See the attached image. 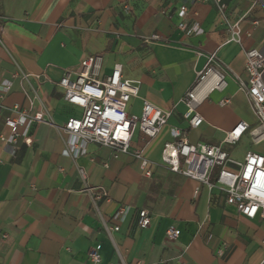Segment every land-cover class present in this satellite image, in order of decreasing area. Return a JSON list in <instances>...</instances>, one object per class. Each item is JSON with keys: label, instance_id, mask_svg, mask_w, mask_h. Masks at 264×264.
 Masks as SVG:
<instances>
[{"label": "crops", "instance_id": "1", "mask_svg": "<svg viewBox=\"0 0 264 264\" xmlns=\"http://www.w3.org/2000/svg\"><path fill=\"white\" fill-rule=\"evenodd\" d=\"M222 2L224 17L212 3L197 0H0V89L10 84L0 91V264H261L264 221L245 218L220 190L160 164L171 128L190 144L218 146L244 122L249 130L224 151L239 163L248 152L264 155V142L255 144L249 134L256 118L238 91V81L246 82L244 52L255 49L264 57V0ZM181 6L187 9L183 20ZM226 21H240L241 45L227 42ZM180 22L186 31L177 28ZM194 27L201 34L189 32ZM153 35L160 42H144ZM210 54L226 85L207 86L196 107L203 122L192 129L182 98ZM90 56L101 57L98 79L119 64L123 79L139 83L129 114L139 115L142 101L171 112L155 138L144 142L136 131L132 139L153 164L150 178L132 156L113 158L97 144H87L75 160L63 156L49 124L29 120L10 141L5 121L14 106L29 116L44 108L56 126L81 116L57 83L78 74ZM25 138L32 140L29 147ZM95 188L108 197L95 199L96 192L87 191ZM142 210L151 218L145 230L137 226ZM170 226L179 231L175 240L165 236ZM93 252L98 262L91 260Z\"/></svg>", "mask_w": 264, "mask_h": 264}, {"label": "built area", "instance_id": "2", "mask_svg": "<svg viewBox=\"0 0 264 264\" xmlns=\"http://www.w3.org/2000/svg\"><path fill=\"white\" fill-rule=\"evenodd\" d=\"M201 3H212L221 17L225 16L226 6L222 0H197ZM125 11L129 10L124 4ZM187 15L184 6L179 8V17L183 20ZM240 21L226 24L228 43L241 45L242 31ZM180 31H186L183 22L177 25ZM189 32L201 34L198 27ZM249 36V33H246ZM145 43L160 42L157 35L144 39ZM245 76L246 82L238 81V91L245 95L250 109L256 118V126L249 131L250 137L255 144L264 142V57L255 49L246 50ZM100 56H90L81 61V71L74 76L65 74L57 83V87L63 94V100L81 110L79 118L71 117L62 126L52 123L51 117L44 108L29 116L25 110L12 108L14 116L5 121L9 129L10 141L15 143L19 137L18 129L27 121L34 123L49 124L54 129L63 144L62 155L72 160L85 153L87 144H97L109 148L113 158L121 154L132 156L139 166L141 174L150 178L153 164L143 158L142 150L133 147L132 139L136 131L142 136L144 142L155 138L160 130L166 125L171 116L170 111H162L147 101H142L139 115L129 114L127 111L129 102L137 97L139 83L122 78V67L114 65L113 70L105 79H98L101 67ZM24 80L28 76L22 75ZM38 79V77L36 76ZM226 85L225 75L217 64L215 55L207 56V64L204 69L197 73L191 88L182 98L186 107L184 119L190 128H198L203 120L196 113V107L202 99L205 89L222 90ZM10 89V84L2 85L0 91L5 93ZM207 89V90H208ZM2 95V94H1ZM1 97V96H0ZM2 107L0 106V112ZM249 130V125L241 122L233 130L226 133L218 146L188 143L180 130L171 128V141L164 144L160 164L170 172L191 179L204 185L208 190L216 188L226 195V204L233 207L236 212L249 220L259 219L264 221V155L248 152L242 162L233 161L224 146H234L241 136ZM2 142L6 140L1 137ZM32 140L25 138L23 143L29 147ZM228 164L236 167L235 171L226 168ZM218 167V173L212 182L213 169ZM95 191V199L108 197L103 188L87 190ZM123 210L117 213L122 216ZM151 218L147 211L138 213L137 226L145 230L150 225ZM114 227L112 231H117ZM110 230H107L110 233ZM110 235V234H109ZM169 240H175L179 231L170 226L165 232ZM264 244V242H263ZM93 262L99 261L96 252L91 254ZM264 264V258L261 262Z\"/></svg>", "mask_w": 264, "mask_h": 264}, {"label": "rangeland", "instance_id": "3", "mask_svg": "<svg viewBox=\"0 0 264 264\" xmlns=\"http://www.w3.org/2000/svg\"><path fill=\"white\" fill-rule=\"evenodd\" d=\"M218 170H219V168L218 167H215L214 169H213V177H212V182H214V180H215V178H216V175H217V173H218Z\"/></svg>", "mask_w": 264, "mask_h": 264}]
</instances>
